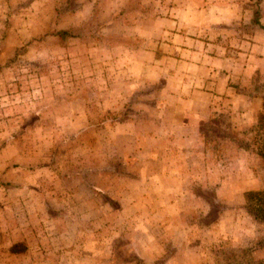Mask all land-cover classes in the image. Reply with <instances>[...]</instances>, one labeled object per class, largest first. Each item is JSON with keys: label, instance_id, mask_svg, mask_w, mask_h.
<instances>
[{"label": "rangeland", "instance_id": "374dc122", "mask_svg": "<svg viewBox=\"0 0 264 264\" xmlns=\"http://www.w3.org/2000/svg\"><path fill=\"white\" fill-rule=\"evenodd\" d=\"M243 1L250 3V14L253 12L254 18L261 13L259 3L262 0ZM64 2L0 0V164L12 159L16 170L11 174L16 181L8 187H0V205L9 201L14 212L11 210L8 217L13 228L7 232L6 228L0 227V264H223V257L230 248L250 246L246 245L250 241V216L239 213L242 203L234 205V201L226 197L231 192L232 195L240 193V188L250 189L247 180L250 179V149L260 154L259 148L264 146V107L250 123L243 124L238 120L236 124L220 115V118L201 125L206 130L204 137L209 148L204 150L203 160H196L188 168L196 181L189 184L183 200L188 211L171 218L174 225L175 222L185 223V228L180 227L181 230L176 229V232H167L171 222L161 214L160 206L154 205L157 200L166 203L165 196L156 198L149 183L136 182L127 186L119 181L110 184L106 188L108 191L121 188L130 213L128 209L123 218L113 210L107 220L101 218V221L98 215L102 197L91 195L87 187H81L80 194L84 199L77 203V208L73 207L71 222L58 221L59 226L67 229L57 233L53 231L54 222L40 212L39 199L22 191L17 183L23 175L21 170L28 162L37 164L44 158L38 156L40 148L45 149L49 165L47 173L51 175L60 174L62 166L64 173L66 168L74 169L77 160L78 163L87 160L85 142L88 138L93 139L91 142L96 149L92 158L102 161V126L93 128L88 134L80 132L79 139L73 140L75 131L71 122L80 129L87 125V120L64 117L71 110L84 111L86 104L82 96L94 99L103 97L105 91L110 96L111 115L119 117L134 112L136 102L133 99L143 91L135 87L134 56L120 55L117 41L129 36L126 29L133 32L131 36L136 34L135 26L132 28V23L126 27L117 22L106 26L105 31L102 27L106 12L113 9L115 2H110V6L105 0H67L65 5ZM91 3L93 7H90ZM130 3L140 4L138 7L126 6L128 12L134 10L130 16L126 15L130 19L132 16L137 18L138 15L133 14H139L137 11H143L147 4L142 0ZM72 24L77 25L76 29L59 34L60 29ZM103 31L110 32L112 42L110 46L105 44V53L111 52V58L103 59ZM92 75H95V83H92ZM127 81L134 85L127 86ZM65 94H75L79 99L73 103L64 101ZM129 99L131 102L127 104ZM89 105L92 110H97L96 102ZM223 132H233L230 136L240 146L239 151L232 154L230 150L220 149L225 142L222 139L225 134L220 135ZM109 146L112 170L116 171L119 168L115 158L117 151L113 145ZM198 177L207 182L198 181ZM218 177L231 180L234 189L223 186L216 190L217 183L209 180ZM87 197L92 199L89 204L94 207L93 212L85 202ZM67 200L56 204L51 197L46 199V205L49 211L57 212L63 206L70 208ZM110 203L114 207L118 205L116 199H111ZM5 212L0 211V223L8 221L7 215H3ZM225 219L228 220L223 223ZM102 220L106 221L100 224ZM135 222L142 223L140 230H134ZM260 235L256 239L264 238L263 233ZM72 239L78 244L72 248L63 247ZM90 240L94 242L91 247L88 246ZM11 242L13 246L7 248ZM59 244L63 246L58 247ZM56 248L61 262L47 261L43 256L53 253ZM23 256H30L29 263Z\"/></svg>", "mask_w": 264, "mask_h": 264}, {"label": "crops", "instance_id": "0c3cea01", "mask_svg": "<svg viewBox=\"0 0 264 264\" xmlns=\"http://www.w3.org/2000/svg\"><path fill=\"white\" fill-rule=\"evenodd\" d=\"M105 1L109 2L108 6L114 1L115 6L106 12L107 16L102 20L104 31L106 26L117 22L126 24V27L133 23L131 27L135 26L137 31L131 36L133 32L126 29L125 33L129 36L123 41L120 38L117 40L120 55L134 56L137 68L132 74L137 78L135 87L143 90L133 99L136 102L133 105L134 112L113 117L110 96L105 91L102 93L103 97L96 96L94 99L82 96L86 104L84 111L71 110L64 117L87 120V125L80 129L74 121L71 122L72 130L75 131L73 140L79 139L80 132L88 134L93 128L102 126V161L97 162L92 158L96 149L91 142L93 139L88 138L85 142L88 147L87 160L82 159L79 163L77 160L76 167L66 168L64 173L62 166L60 174L56 172L51 175L47 173L49 165L45 149L40 148L38 156L44 158L37 164L25 163L21 170L23 175L17 183L23 192L39 199L40 204L37 206L43 215L54 222L53 231L56 233L67 229L58 225L59 220L68 223L73 220V207L77 208V203L84 199V195L80 194L81 187H87L91 195L102 197L98 215L101 221V218L107 220L113 210L123 218H126L128 209L130 213L121 188L108 191L106 188L110 184L119 181L127 186L136 182L149 183L156 198L165 196L166 203L157 200L154 205L157 203L161 214L166 215V220L171 222L167 232H176L180 227L185 228V223L175 222L174 225V219L172 221L171 218L188 211L183 200L189 184L196 181L194 173L188 168L196 160H203L201 156L204 158V150L209 148L204 137L206 130L201 125L207 120L220 118V115L236 124L239 123L238 120L243 124L250 123L257 111L264 107V0L259 3L261 13L255 18L253 12L250 14V3L243 0H231V3L228 0H142L147 2L145 8L143 11L136 10L139 14L133 15L138 17L132 16V19L126 18V15L130 16L134 10L128 12L126 6L138 7L139 3H130L132 0ZM93 6L91 3L90 7ZM104 31L103 59L111 58V52L105 53V44L109 43L110 46L112 42L110 32ZM94 76L91 77L93 81ZM126 85L134 84L128 82ZM77 99L79 97L75 94H65L63 97L64 101L72 103ZM90 102L98 104L97 110H92ZM130 102L131 99L126 103ZM221 134H225L221 150H230L233 154L241 149L230 136L233 132ZM109 145H113L117 151L115 158L119 168L116 171L112 170ZM0 167V187H8L16 181L14 175L11 176L16 171L12 166V159H6ZM247 180L250 181V189L264 186V160L254 149H250V179ZM198 181L207 182L200 178ZM209 182L217 183L216 190L223 186L234 189L233 182L226 178L218 177ZM244 190L240 188V193L232 195L231 192L226 198L233 200L234 205L240 204L244 198ZM51 197L56 204L64 203L67 198L70 208L63 206L59 208L60 211H49L46 199ZM235 197L238 199L235 200ZM86 199L89 210H94L89 204L92 199ZM111 199L118 201L116 207L111 205ZM11 210L14 213L9 201L0 205V211H6L3 215H7L8 220L0 223V227L6 228L7 232L14 225L8 219ZM240 210L242 212L239 213L250 216V241L246 245L252 246L255 256H264V246L257 245L259 238L256 239L262 233L264 237V224L243 208ZM235 212L236 210L233 213ZM105 221L102 220L100 224ZM135 224L134 230H140L142 223ZM13 242L7 244V248L13 246ZM65 244L67 245L59 244L58 247L72 248L78 243L72 239ZM93 245L94 242L90 240L88 246ZM57 251L56 248L53 253L43 257L54 263H58V260L61 262ZM23 259L29 263L30 256H23Z\"/></svg>", "mask_w": 264, "mask_h": 264}, {"label": "trees", "instance_id": "16d2710c", "mask_svg": "<svg viewBox=\"0 0 264 264\" xmlns=\"http://www.w3.org/2000/svg\"><path fill=\"white\" fill-rule=\"evenodd\" d=\"M66 3L67 0H65L64 5ZM76 27L77 25L72 24L69 27L62 28L59 30V34L63 35L68 30L73 31ZM78 33H80V31ZM124 39L125 38H120L119 40L123 41ZM259 152L264 160V146L259 148ZM243 196L244 200L241 207L254 219L264 224V186L259 189L244 190ZM257 245L264 246V238L258 240ZM223 264H264V256H255L252 252V246H237L235 248H230L229 253L224 255Z\"/></svg>", "mask_w": 264, "mask_h": 264}]
</instances>
